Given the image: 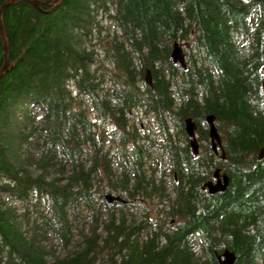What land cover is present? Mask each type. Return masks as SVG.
Segmentation results:
<instances>
[{
    "label": "trees",
    "instance_id": "trees-1",
    "mask_svg": "<svg viewBox=\"0 0 264 264\" xmlns=\"http://www.w3.org/2000/svg\"><path fill=\"white\" fill-rule=\"evenodd\" d=\"M0 21V264H264V0L17 2Z\"/></svg>",
    "mask_w": 264,
    "mask_h": 264
},
{
    "label": "water",
    "instance_id": "water-1",
    "mask_svg": "<svg viewBox=\"0 0 264 264\" xmlns=\"http://www.w3.org/2000/svg\"><path fill=\"white\" fill-rule=\"evenodd\" d=\"M60 1L61 0H54V1L47 2V3H40V2H36L35 0H7L0 6V18H1L2 12L6 8H9L10 6L14 5L17 2H25L29 5H31L33 8L37 9L39 6L56 5ZM0 39L2 42V53H3V58H4V63H3V66L0 70V79H1L2 76L6 72L7 63H8L7 62V53H6L7 52L6 38H5V35H4L2 27H1V21H0ZM183 47L186 48V46H182V45L174 42L171 45L170 55H169V59H170L171 63L173 65L178 66L182 71H184L186 69L185 55L182 51ZM143 82L148 87L151 85L150 76H149L148 71H146L144 74ZM262 89H263V96H264V82L262 84ZM213 122H214V119L212 116L206 117L205 126H206L207 132H208L209 146H210L211 152L215 156H217L218 152H219L221 154L220 159L223 160L224 157H223V152L221 149L220 138L216 132V129L214 127ZM194 131H195L194 124L191 122L190 119H186L184 121V133L189 140V148L191 150L192 155L197 156L198 146H197V143L195 141ZM263 153H264V150H261V152H260L261 155L259 156V160H261ZM219 172H220L219 170H215L213 172L212 177L215 180L214 184L211 182H207V183L203 184L201 186L202 191H206L208 195H214L217 193L221 194V193L225 192L227 185H228V179L225 175L219 176ZM104 200L107 203L118 202V203L123 204V202L119 198L113 197L110 195L105 196ZM234 260L235 259H234L233 254H231L227 251H224L220 255L215 256L216 264H234Z\"/></svg>",
    "mask_w": 264,
    "mask_h": 264
},
{
    "label": "rangeland",
    "instance_id": "rangeland-1",
    "mask_svg": "<svg viewBox=\"0 0 264 264\" xmlns=\"http://www.w3.org/2000/svg\"><path fill=\"white\" fill-rule=\"evenodd\" d=\"M184 53H185V51H184ZM138 119H140L141 121L143 120V117L142 116H139L138 117ZM198 155H199V152H198ZM153 208L151 207V210H152Z\"/></svg>",
    "mask_w": 264,
    "mask_h": 264
},
{
    "label": "flooded vegetation",
    "instance_id": "flooded-vegetation-1",
    "mask_svg": "<svg viewBox=\"0 0 264 264\" xmlns=\"http://www.w3.org/2000/svg\"><path fill=\"white\" fill-rule=\"evenodd\" d=\"M220 175H222V174H220ZM206 182H213V179H211V180H208V181H206Z\"/></svg>",
    "mask_w": 264,
    "mask_h": 264
}]
</instances>
